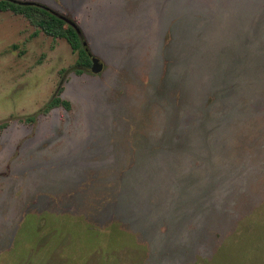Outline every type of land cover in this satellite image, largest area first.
Masks as SVG:
<instances>
[{
  "label": "rangeland",
  "instance_id": "obj_1",
  "mask_svg": "<svg viewBox=\"0 0 264 264\" xmlns=\"http://www.w3.org/2000/svg\"><path fill=\"white\" fill-rule=\"evenodd\" d=\"M17 1L104 68L0 9V264H264V0Z\"/></svg>",
  "mask_w": 264,
  "mask_h": 264
},
{
  "label": "trees",
  "instance_id": "obj_2",
  "mask_svg": "<svg viewBox=\"0 0 264 264\" xmlns=\"http://www.w3.org/2000/svg\"><path fill=\"white\" fill-rule=\"evenodd\" d=\"M0 9L2 11H12L16 14L25 16L32 25L40 28L47 35L55 38H64L71 45L74 51H78L79 58L77 65L81 67L78 70L89 69L92 67V58L88 49L84 45L83 37L79 28L72 22L59 16L52 10L33 3H25L17 0H0ZM63 86L60 87L58 93L50 100L45 108V112L50 109L62 105L67 109L71 108V102L62 97ZM32 120L33 118H28ZM9 125V121L0 123V131L4 130Z\"/></svg>",
  "mask_w": 264,
  "mask_h": 264
},
{
  "label": "water",
  "instance_id": "obj_3",
  "mask_svg": "<svg viewBox=\"0 0 264 264\" xmlns=\"http://www.w3.org/2000/svg\"><path fill=\"white\" fill-rule=\"evenodd\" d=\"M20 2H24V1H20ZM25 3H29V2H25ZM91 58H92V67H91L92 71L95 73H100L104 68L102 60L96 57H91Z\"/></svg>",
  "mask_w": 264,
  "mask_h": 264
}]
</instances>
